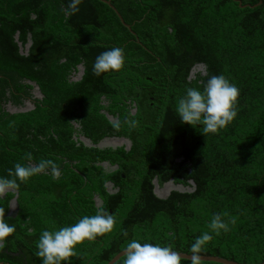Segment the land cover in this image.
Listing matches in <instances>:
<instances>
[{
  "label": "trees",
  "instance_id": "obj_1",
  "mask_svg": "<svg viewBox=\"0 0 264 264\" xmlns=\"http://www.w3.org/2000/svg\"><path fill=\"white\" fill-rule=\"evenodd\" d=\"M111 2L116 9L103 0H0V179L19 190L22 212L31 218L34 234L6 218L15 190L0 196V230H19L32 235L40 247L67 250V264H107L138 243H164L170 246L163 249L248 264L263 262L264 0L254 7L241 6L239 0ZM155 3L169 13L146 14L145 8ZM198 62L207 64V74L191 76ZM79 63L87 72L117 75L112 81L117 104L123 106L126 96L140 93L142 109L134 116L118 107L120 121L114 126L117 133L139 140L133 150L121 147L119 156H110L111 148L77 144L71 138L72 120L79 117L86 133L96 135L94 140L108 133L103 123L107 119L99 113L100 95L113 91L108 81L90 85L87 75L71 81L69 72ZM28 80L39 84L43 98L35 96ZM213 80L221 85L213 88ZM161 87L165 91H158ZM151 91L159 97L153 103ZM199 98L221 109L220 116L207 115L209 124L192 114ZM27 99L36 108L7 110L8 102L22 105ZM173 134L181 143L174 142L165 154L170 143L164 137ZM145 140L152 144L147 149ZM137 147L148 159L137 154ZM158 152L164 156L156 157ZM56 153L64 155V162ZM183 155L181 162L173 159ZM104 158L121 165L113 171L120 192L107 189L105 183L112 177L97 164ZM164 158L175 171L185 170L196 179L194 191H174L166 198L153 193L151 178L159 169L155 164ZM131 179L132 190L127 184ZM142 179L144 187H150L144 190L147 207L135 211L134 228L132 221L123 223L132 196L140 192L133 188ZM96 193L104 198V206H96ZM118 196L124 207L117 218L124 222L114 224L108 206ZM99 217L106 218L96 228ZM99 234L105 243L88 239ZM118 235L138 240L124 239L116 246L112 240ZM147 253L154 264H223ZM141 258L142 252L135 251L114 264H144Z\"/></svg>",
  "mask_w": 264,
  "mask_h": 264
},
{
  "label": "flooded vegetation",
  "instance_id": "obj_2",
  "mask_svg": "<svg viewBox=\"0 0 264 264\" xmlns=\"http://www.w3.org/2000/svg\"><path fill=\"white\" fill-rule=\"evenodd\" d=\"M158 1V0H157ZM169 8H165L163 6H158L157 3H155V5H151V6H147L145 8V13L146 14H157V13H169ZM132 28V27H131ZM130 28V29H131ZM135 30V29H134ZM134 30H132V33L138 37L137 33L134 32ZM140 44H144L141 42V40H137ZM135 50L137 51V48H135ZM143 53V52H142ZM137 59V58H136ZM84 69H81V68ZM201 71V74L206 75L207 74V64H205L204 62H198L196 64H194V66L191 68L190 70V75L191 76H195L198 72ZM97 73L94 71H89L87 72L86 70V66L83 63H79L77 65V69L76 70H72V72H69V76H70V80L71 81H78V80H82L85 75L88 76V79H86L88 81V83L90 85H96L97 83H106L108 81V83L110 82V84L113 87V82L115 81V76L117 75H113L111 74L110 77L107 78L106 75L102 74V75H96ZM120 74V73H119ZM170 75V74H169ZM219 81L218 80H213L210 82V85L213 88H218L219 87ZM116 83H114V87H113V91L111 94H105V93H101L100 95V99H101V106H99V113L100 115L104 116L108 122H111L110 125L107 124V121L103 122L104 124H106L105 126L108 127V133H106L104 136H102L100 139H95L96 135L93 133V135L95 136H91L88 135L86 133V127L84 122L79 118H75L72 120L73 124H74V131L71 133V138L75 141H78L77 144H80L81 142L86 144L85 139H91L92 142L94 143H101L103 142L105 139H108V142H104V144L99 145V146H95L99 149H105L108 150L109 148H111V152L108 151V154L111 156H119L120 151L118 152L119 148H125L127 151L133 150V147L135 146V142L139 141L137 139H134L133 137H131V135H124V134H119L117 133L119 130L116 129L117 126L116 124L119 123L120 121V110L117 109L118 107H122L124 109H128L129 112L132 115H137V113L142 109V106L139 105L138 103V96H140V93L137 94L136 96H126L125 97V105H120L117 104V100L115 97V92H116ZM221 85V83H220ZM121 89V88H120ZM119 88L117 89L118 91L120 90ZM165 91L164 87H161L158 89V91ZM145 91V90H144ZM147 92V91H145ZM155 91H151L149 93V97L153 102H155L157 99H159V97H157L154 94ZM121 103V102H119ZM123 103V102H122ZM121 103V104H122ZM215 104L211 101V100H207L204 103L200 102V98L196 100L195 103V107L192 111V114L197 117V118H205L206 120V124L208 123V118L207 115H212V116H220L221 115V109L218 107L214 106ZM168 108V107H167ZM96 118V117H95ZM97 118H100L97 116ZM98 120V119H97ZM99 122H101L100 120H98ZM164 122L160 123L158 128L161 127L163 125ZM116 128H115V127ZM200 126H202V124H200ZM160 133H172V132H167V131H161V129L159 130ZM159 133V132H158ZM202 136V135H200ZM204 136V135H203ZM202 136V138H203ZM178 135H165V139L170 143L169 146L166 148V153H169V151L171 152V146L174 142H177L178 144L181 143V139L177 138ZM113 139H118V140H123L122 143H113L112 140ZM149 140V139H148ZM148 140H145V144H146V149L148 146H151L152 144L149 143ZM89 146V145H87ZM93 147V146H90ZM150 151V150H149ZM137 154L145 157V159H148V157L145 156V152L143 154V152L141 151V149L139 147H137L136 150ZM176 152V151H174ZM57 157H59L63 162H64V155L62 153H56ZM149 153L148 152V156ZM175 153H173L174 155ZM163 155V153L161 154V152H158L156 154V157L161 158V156ZM164 156V155H163ZM169 158V157H167ZM164 158V161L162 163H158L155 164L156 166L159 167V169L156 171V169H152L154 171H156V173L153 175V177L151 178V189L153 191V193H155V195H157L158 197L161 198H166L169 197L170 195H172V193L174 191H179V192H192L195 190V186H196V179L194 177L189 176V172L184 171H175L174 167H173V163L171 164L170 159ZM185 158V155L183 156H175L173 159L176 162H181L183 159ZM141 158H138V160ZM167 159V160H165ZM109 162V163H108ZM104 163H108V166H105ZM144 162L140 161V164H144ZM98 166H102L104 169H106L107 173L110 175V177H112L110 180L108 179L106 181V186L107 189L109 191V193H116V192H120V190L122 189V186L120 184V180L118 178V173L115 174L113 171H118L120 169V163H111L110 159L108 158H104V160L97 162ZM35 166V164L33 165ZM192 169L190 168V171ZM59 172V170H57ZM119 174H121L120 177H126L124 172H120ZM134 181L135 179H131L127 182V184H129L128 189L131 188V185H134ZM139 184V185H138ZM136 185V188L133 190H140V192L138 194H136L134 197L132 196L131 198V203L132 208L129 210V215L128 217H126V219H124V221H121L120 217L119 219L117 218V216L119 215L118 211L120 209H122L124 207V199L122 196H118V198H113L110 199V202L112 203L111 206H108L109 209V215H114L113 216V222L114 224H125L126 222H131L132 224L135 223V227L136 228V221H133L134 218H132V216H134L135 211L138 210V207L141 208V211L147 207V199H146V194L144 190H149L150 187H144V180L142 179V181H140ZM11 190H15V195L14 197L11 199L9 207H8V211L6 213V218L7 220L11 223H21L23 228L27 227V230H29V232L33 233V227H32V220L30 217L24 216V213L22 212V207L20 205L19 202V196H20V192L18 189H13L11 188V186L6 185L1 179H0V196L5 197V195L11 191ZM132 190V189H130ZM96 199V206L98 207H102L105 205V200L102 196H100V194L96 193L95 197ZM182 200L179 199L178 204H182ZM187 203V202H185ZM189 206V205H188ZM190 211V208H189ZM1 212V209H0ZM104 218L106 217H99V219H97L99 221L98 226H96V228H100L102 225V222L105 220ZM103 219V220H102ZM109 219V218H108ZM102 220V221H101ZM107 220V219H106ZM110 220V219H109ZM112 222V221H111ZM9 224V223H8ZM147 229V228H146ZM5 236L9 237V239H5ZM88 239L90 240H96L98 243L101 242V244L105 243L106 238L104 237V235H97L96 237H89ZM125 239V241H127L129 239L128 236L126 237H121L120 235L116 236L112 241L115 243L116 246L123 244V240ZM131 241V242H135ZM11 243L14 245V248L12 249L11 247ZM153 243V242H152ZM139 245H141V243H138ZM155 244V243H153ZM162 246H157V245H149V246H153V247H158V248H164V246H170L168 244L161 243ZM188 248V246L186 247ZM0 263L4 262V263H9V264H67L66 263V259L68 258V252L67 250L63 249V248H52L49 249L46 246H39L37 245V242L33 241V236H29L27 234H25L24 232H21L19 230L15 231H9V230H0ZM184 252V251H182ZM187 253H192V252H187ZM145 254V255H144ZM100 258L98 260L97 263H99ZM141 261L144 264H154V260L150 259L148 257V253H142V258ZM150 262V263H149Z\"/></svg>",
  "mask_w": 264,
  "mask_h": 264
},
{
  "label": "water",
  "instance_id": "obj_3",
  "mask_svg": "<svg viewBox=\"0 0 264 264\" xmlns=\"http://www.w3.org/2000/svg\"><path fill=\"white\" fill-rule=\"evenodd\" d=\"M106 3L110 4L114 9L115 6L112 4L111 0H103ZM240 5L241 6H256L259 5L262 0H260L258 3L256 4H243L241 0H239ZM118 15L121 17L123 23L131 28V25L129 23H126L124 21V18L120 15V12H118ZM17 39H19V35H17ZM21 49L23 51V44L22 42H19ZM32 44V38L31 36L29 37V41L26 44V50L29 51V48ZM81 69H84L83 67ZM31 84L34 85V94L36 97L39 98H43L44 94L39 86V84L34 81V80H28ZM220 86V83H219ZM36 108L35 102L32 99H27L25 101L24 104L22 105H16L13 102H8L7 104V110L11 113H17V112H26V111H30L32 109ZM123 140H118V139H113L112 142L113 143H122ZM85 142L87 143V145L89 146H99L104 144V142H108V139H105L103 142L97 144L92 142L91 139H85ZM109 163V162H108ZM108 163H104L105 166H108ZM135 251H140L142 253L145 252H155L158 254H162V255H170V256H176V257H182V258H188V259H194V260H204V261H215V262H219V263H223V264H248V263H242L233 259H229V258H225L219 255H206V254H197V253H187V252H182V251H174V250H168V249H163V248H158V247H153V246H148V245H137V246H133V247H128L125 248L123 250H121L119 253H117L107 264H114L115 262H117L122 256H124L125 254L131 253V252H135ZM145 255V254H144ZM150 263V262H149ZM0 264H9V263H4L1 262ZM151 264V263H150ZM257 264H264V261L261 263H257Z\"/></svg>",
  "mask_w": 264,
  "mask_h": 264
},
{
  "label": "rangeland",
  "instance_id": "obj_4",
  "mask_svg": "<svg viewBox=\"0 0 264 264\" xmlns=\"http://www.w3.org/2000/svg\"><path fill=\"white\" fill-rule=\"evenodd\" d=\"M143 238H146V236L143 234ZM134 240H138L135 236L132 237V236H129V239L127 241H134Z\"/></svg>",
  "mask_w": 264,
  "mask_h": 264
},
{
  "label": "clouds",
  "instance_id": "obj_5",
  "mask_svg": "<svg viewBox=\"0 0 264 264\" xmlns=\"http://www.w3.org/2000/svg\"><path fill=\"white\" fill-rule=\"evenodd\" d=\"M134 246H137V245H134ZM149 246V245H148ZM131 247H133V246H131ZM128 248V247H127ZM132 253V252H131ZM126 255V254H125Z\"/></svg>",
  "mask_w": 264,
  "mask_h": 264
}]
</instances>
